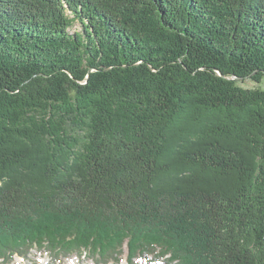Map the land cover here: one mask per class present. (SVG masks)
Returning <instances> with one entry per match:
<instances>
[{
  "label": "trees",
  "instance_id": "trees-1",
  "mask_svg": "<svg viewBox=\"0 0 264 264\" xmlns=\"http://www.w3.org/2000/svg\"><path fill=\"white\" fill-rule=\"evenodd\" d=\"M234 76L264 78V0H0V264H264V87Z\"/></svg>",
  "mask_w": 264,
  "mask_h": 264
},
{
  "label": "rangeland",
  "instance_id": "rangeland-1",
  "mask_svg": "<svg viewBox=\"0 0 264 264\" xmlns=\"http://www.w3.org/2000/svg\"><path fill=\"white\" fill-rule=\"evenodd\" d=\"M81 24L77 22L72 28L71 32L79 30ZM243 87H264V78L261 83L255 82L250 77L238 81ZM129 251L128 248L124 249L122 257L119 261H110L108 263L97 262L89 257V254L86 253H74L72 255L64 257L61 256L57 261L53 262L52 258L49 256L47 251H39L37 249H32V251L27 254L25 257L21 255H14L13 260L8 264H167L163 258H158L155 256H144L137 259H133V263L129 260Z\"/></svg>",
  "mask_w": 264,
  "mask_h": 264
},
{
  "label": "water",
  "instance_id": "water-1",
  "mask_svg": "<svg viewBox=\"0 0 264 264\" xmlns=\"http://www.w3.org/2000/svg\"><path fill=\"white\" fill-rule=\"evenodd\" d=\"M247 77H249V76H246V77H244V78L241 77V76H234V77H232L231 79H232V80H235V81H239V80L242 81L243 79H245V78H247Z\"/></svg>",
  "mask_w": 264,
  "mask_h": 264
}]
</instances>
